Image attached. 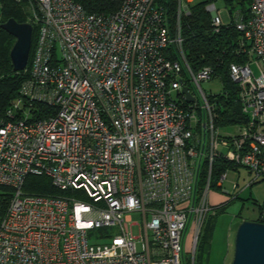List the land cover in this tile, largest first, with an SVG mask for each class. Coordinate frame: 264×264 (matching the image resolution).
Returning <instances> with one entry per match:
<instances>
[{
  "label": "built area",
  "instance_id": "1",
  "mask_svg": "<svg viewBox=\"0 0 264 264\" xmlns=\"http://www.w3.org/2000/svg\"><path fill=\"white\" fill-rule=\"evenodd\" d=\"M248 1L246 18L204 7L214 32L234 24L239 53L249 56L228 68L246 122L220 134L217 94L201 87L220 79L209 67L194 72L183 52L180 21L191 0H176L172 25L154 0H123L109 14L73 0H27L37 36L0 121V187L12 192L0 218V264H185V253L193 261L214 213L213 162L246 169L248 187L264 178V0ZM29 175L70 194H26Z\"/></svg>",
  "mask_w": 264,
  "mask_h": 264
},
{
  "label": "trees",
  "instance_id": "2",
  "mask_svg": "<svg viewBox=\"0 0 264 264\" xmlns=\"http://www.w3.org/2000/svg\"><path fill=\"white\" fill-rule=\"evenodd\" d=\"M81 5L87 13L109 14L116 11L123 0H73ZM216 0H206L204 2L192 3L189 7V15L183 16L180 21L181 36L183 39V52L189 67L194 71H199L205 67L212 68L216 76L220 79L222 90L211 98L215 103L216 128H226L237 125H244L246 118L241 113L238 99V87L228 76L230 64H242L248 61L247 53H239V41L241 33L237 31L234 24H225L218 32H214L210 16L204 7L208 3ZM229 13L233 10L239 11L244 18L249 14L248 0H221ZM157 6L162 7L168 17L169 24L175 23L176 0H154ZM27 0H0V26L9 19L15 20L19 24L28 22L26 10ZM37 36V28L33 25L31 48L27 63V69L31 62L33 47ZM14 38L0 28V121L5 120V111L10 102L16 98L21 83L26 78V72H13L9 53L14 44ZM227 170H237V168L223 159H216L212 164V174L209 182V191H220L216 182ZM207 168L203 167L198 177V191L202 193L206 184ZM264 178L253 182L249 187ZM22 190L29 195L42 196H64L70 194L63 192L51 185L48 178L43 176L29 175L26 177ZM12 192L9 188L0 187V218L4 215ZM226 203L213 207V214H209L201 226L197 239L193 261L190 257L185 258V264H208V254L210 241L215 230L216 219L225 210ZM259 216L255 221L264 224L260 219V214L264 207H258Z\"/></svg>",
  "mask_w": 264,
  "mask_h": 264
},
{
  "label": "rangeland",
  "instance_id": "3",
  "mask_svg": "<svg viewBox=\"0 0 264 264\" xmlns=\"http://www.w3.org/2000/svg\"><path fill=\"white\" fill-rule=\"evenodd\" d=\"M192 3L204 2L206 0H191ZM216 9L224 20L228 19L229 11L221 0L212 1ZM235 10L231 15H235ZM253 73L258 76L256 66H252ZM202 89L207 94H218L222 90V84L218 79H213L201 84ZM234 129H220V134L234 133ZM254 178L244 168L228 170L226 180L220 191L210 190L208 193L209 202H217L212 196L215 192L220 197L225 198L226 204L224 212L216 219L215 230L210 241L208 264H230L233 256L234 235L238 224L245 219L254 220L259 215L258 207H264V181L258 182L251 187L248 183ZM236 189H233L234 185ZM133 221L137 222L139 217L132 216ZM189 235V234H188ZM188 238V236H187ZM187 251V249H186ZM185 257H191V253H185Z\"/></svg>",
  "mask_w": 264,
  "mask_h": 264
},
{
  "label": "water",
  "instance_id": "4",
  "mask_svg": "<svg viewBox=\"0 0 264 264\" xmlns=\"http://www.w3.org/2000/svg\"><path fill=\"white\" fill-rule=\"evenodd\" d=\"M0 28L15 40L9 53L13 72L23 71L30 54L32 26L9 19L1 24ZM182 93L192 101L185 87ZM230 264H264V224L248 220H242L238 224Z\"/></svg>",
  "mask_w": 264,
  "mask_h": 264
},
{
  "label": "crops",
  "instance_id": "5",
  "mask_svg": "<svg viewBox=\"0 0 264 264\" xmlns=\"http://www.w3.org/2000/svg\"><path fill=\"white\" fill-rule=\"evenodd\" d=\"M214 194H212L213 197H215L217 199V202H210L211 206H218L222 203H224V201L226 200L225 198L223 197H220L218 194H216L215 192H213ZM259 216V215H258ZM257 216V218H258ZM255 220V219H254Z\"/></svg>",
  "mask_w": 264,
  "mask_h": 264
}]
</instances>
